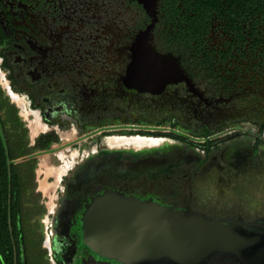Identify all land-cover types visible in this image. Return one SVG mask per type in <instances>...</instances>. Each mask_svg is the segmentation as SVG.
I'll list each match as a JSON object with an SVG mask.
<instances>
[{
	"label": "flooded vegetation",
	"instance_id": "af4514ba",
	"mask_svg": "<svg viewBox=\"0 0 264 264\" xmlns=\"http://www.w3.org/2000/svg\"><path fill=\"white\" fill-rule=\"evenodd\" d=\"M0 72V264H24L23 241L30 264V195L19 187L28 161L60 140L42 148L41 135L66 124L98 140L158 124L164 143L77 160L57 195L51 249L43 242L48 264H125L84 243L107 192L264 225V0H0ZM10 91L49 130L33 136Z\"/></svg>",
	"mask_w": 264,
	"mask_h": 264
},
{
	"label": "water",
	"instance_id": "95a60500",
	"mask_svg": "<svg viewBox=\"0 0 264 264\" xmlns=\"http://www.w3.org/2000/svg\"><path fill=\"white\" fill-rule=\"evenodd\" d=\"M109 153L93 157L117 158ZM84 243L125 264H210L227 259L264 264L262 224L215 218L114 192L101 195L89 210ZM22 245L28 264L24 241Z\"/></svg>",
	"mask_w": 264,
	"mask_h": 264
},
{
	"label": "bare ground",
	"instance_id": "6f19581e",
	"mask_svg": "<svg viewBox=\"0 0 264 264\" xmlns=\"http://www.w3.org/2000/svg\"><path fill=\"white\" fill-rule=\"evenodd\" d=\"M0 76H1V78H3V75H2L1 72H0ZM3 81H4L5 84H7L5 79ZM11 93H12V96L15 99V101H17L20 104L23 114L26 117H28L31 129H32L33 136H37L39 133H41L43 131H46V130H49L48 126L45 123L41 122L40 115H38V113L36 111H34L35 112V116L34 117L31 116L32 113H34V112L30 108H28L26 100H25V98L23 96L19 95L16 92H11ZM117 122H118V120H117ZM153 122H155V121L153 120ZM249 125H250V123H249ZM85 129H87V128H85ZM93 129H95V128H93ZM81 134H82L81 129H79V127L74 125L72 127V129H70L68 131H65V132H62V137L65 140H71V139H74L76 137L81 136ZM163 140L164 139L161 138V137H153L152 135L150 136V135H143V134H138V133H133V134H117V133L108 134V135H103L101 140H98L97 138H93V139H86V138L84 139L83 138L82 146H84V153H83L81 158L85 159V158L89 157L90 155L92 156V155H95V153L97 154V153L102 152V151H98L100 149V147H103V149H106V150L145 149V148H148V147L158 146V145L162 144ZM79 151H80L79 148H74L73 149V154L71 155V158H68L67 151L65 149H62V150L58 151L56 154H58L60 159L63 161V163H61V164H52V163L48 162L49 158L47 156L44 155L42 157L41 167L39 168V170H37L40 173V175H42V177L40 176V178H39V181H40L39 187H40L41 190H43L45 193H47L49 195V197H50V201H49L48 205H49V209H50V213L51 214L56 212V209H57V207L59 205L57 203L58 201L57 202L55 201V198L57 197V190L61 186L63 178L78 163L79 160L76 161L75 158L79 155ZM135 152H139V151H135ZM50 176L53 177V180L49 179ZM51 236H52L51 233L48 234V236H47V238L45 240L46 246L49 247L50 249L52 247Z\"/></svg>",
	"mask_w": 264,
	"mask_h": 264
},
{
	"label": "rangeland",
	"instance_id": "374dc122",
	"mask_svg": "<svg viewBox=\"0 0 264 264\" xmlns=\"http://www.w3.org/2000/svg\"><path fill=\"white\" fill-rule=\"evenodd\" d=\"M158 124H147V125H119L117 127H113L111 131H106L108 134H143V135H155L157 129L160 127L157 126ZM65 127L67 129L64 130H70L71 126L66 124ZM124 128V129H123ZM138 128V129H137ZM60 140L58 143L54 144L52 150L50 151H40L38 153L37 157V167H36V181H37V187L39 188V194L35 195L36 199H39V205L40 207H45V212L41 216L39 215V206H37V200L31 199L33 204V213L29 214V212H26L27 215H25V229H26V237H27V245H28V251H29V258H30V264H48L46 260L43 259L41 256V252H44L47 254L49 253V249L43 246V242L46 240L48 234L52 232V215L50 213L49 209V201L50 197L47 193H45L43 190L40 189L39 183L40 181L38 178L42 175L37 171L41 167L42 157L45 155L47 156L48 162L52 164H61L63 161L60 159L58 154H56L58 151L65 149L67 151L68 158H71V155L73 154L74 148H79V155L75 158V160H79L81 156L84 153V146H82V140L74 138L71 140H65L62 137V134L60 132H57ZM32 134V133H31ZM99 135V134H98ZM100 137V136H99ZM87 138V137H85ZM93 139V137H91ZM77 141V142H76ZM79 141V142H78ZM41 160V161H40ZM38 174L40 176H38ZM50 180H53V177L50 176ZM62 185V183H61ZM61 186L57 190V195L60 193ZM58 197V196H57ZM57 197L55 198V201H57ZM49 199V200H48ZM27 216V217H26ZM28 221L26 222V220ZM35 226V227H34Z\"/></svg>",
	"mask_w": 264,
	"mask_h": 264
},
{
	"label": "trees",
	"instance_id": "16d2710c",
	"mask_svg": "<svg viewBox=\"0 0 264 264\" xmlns=\"http://www.w3.org/2000/svg\"><path fill=\"white\" fill-rule=\"evenodd\" d=\"M59 140V136H51V135H41V137L39 138V141L37 142V146L42 147V148H49L52 143L54 141H58ZM32 151H21L22 154L25 153H30ZM37 158L31 159L28 161V180L26 181V184L23 186H20L19 189L22 190L24 189L25 192H28V194L30 195L29 199H28V203L24 206L26 207V212H29V214L33 213V204L31 199L33 198V200H37V206H39L40 210H39V215L41 216L42 214H44L45 212V207L39 205V199H36L35 195L39 194V191H36V187H37V181L35 180L36 177V167H37ZM20 167L25 168V161L23 163L20 164ZM17 174V173H16ZM16 177V175H15ZM21 177V176H19ZM17 180V177L15 178V181ZM21 203L17 204V207L20 208ZM22 208V207H21ZM14 221H16V215L14 217Z\"/></svg>",
	"mask_w": 264,
	"mask_h": 264
},
{
	"label": "built area",
	"instance_id": "2783aa9c",
	"mask_svg": "<svg viewBox=\"0 0 264 264\" xmlns=\"http://www.w3.org/2000/svg\"><path fill=\"white\" fill-rule=\"evenodd\" d=\"M232 130V127H230V128H227L225 131H231ZM192 137V136H191ZM198 141H200L201 140V142L202 141H204L205 140V138L204 137H200V138H198L197 139ZM38 176H40L39 174H38ZM38 180H39V178H38ZM49 206V205H48Z\"/></svg>",
	"mask_w": 264,
	"mask_h": 264
}]
</instances>
